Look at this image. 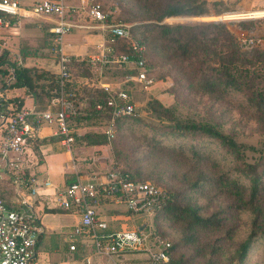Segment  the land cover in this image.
Instances as JSON below:
<instances>
[{
  "label": "trees",
  "instance_id": "trees-1",
  "mask_svg": "<svg viewBox=\"0 0 264 264\" xmlns=\"http://www.w3.org/2000/svg\"><path fill=\"white\" fill-rule=\"evenodd\" d=\"M98 2L100 9L104 12L102 3L99 0ZM148 2L153 4L151 10L146 9L145 18L152 21L133 25L130 27V32L133 37V29H141L139 42L144 44L149 54L155 57L157 65L163 69L156 78L165 80L169 77L173 84L170 88L173 94H178V87H186L189 90L196 89L201 95L215 96L218 101L226 94L237 93L244 100V104L255 112L257 118L264 121L263 49H254L250 54L242 50L233 33L221 21H162L163 18L174 16H201L210 11L217 14L222 10L223 3L221 1L208 3L205 0H148ZM107 18L113 21L108 15ZM51 40L52 35L49 33L48 47L51 45ZM114 48L116 53H130L128 42L124 39H118ZM145 51L147 50H144L143 57L147 71L148 68L153 69L156 64L147 57ZM70 65L71 63L68 64L70 72L68 86L74 88L77 100L86 103L83 109L85 114L79 115L80 111L77 108L78 113L74 119L97 117L105 120L107 114L98 112L94 107L96 103L105 105L107 98V94L98 84L93 83L98 78L99 66L91 65L86 60ZM8 67L13 69V76L7 87L26 88L33 96L37 110L47 108L48 100L57 90L54 75L33 66L17 65L3 50L0 55L1 76H9ZM112 67L116 70L113 72L114 76H132L136 72L133 67ZM77 76H83L87 82L75 85L77 82L74 77L77 78ZM41 80H46L47 84L41 83ZM125 91L129 95L127 88ZM145 110L153 121L144 120L137 117L138 115L132 117L143 121L144 125L155 130L154 133L157 136L150 137L151 148L160 144L161 135L188 136L194 139L209 137L218 142L231 157L234 164L233 171L237 174L231 176L228 172H220L209 175L202 169L195 173L194 179L188 186L191 192L204 193L209 190L217 198L225 200L224 206L205 217L199 214L198 205L183 189H166L152 182L168 194L165 205L153 214V223L156 225L158 220H166L176 225L179 236L177 240L170 242L164 234L160 233L156 225L154 233L156 234L157 230L159 232L157 235L170 243L167 260L160 264H188V259L184 258L178 250L182 246L192 245L200 229L221 230L227 219L242 212H250L251 229L246 239L239 244L236 254L237 264H241L252 241L257 237H264V139L257 146L239 143L231 133L223 132L219 126L210 121L178 119L173 113V108L164 106L156 98L146 101ZM130 118L118 119L116 123L119 125ZM73 137V143L77 141L78 145L106 144L103 133L90 131L73 134ZM112 140L111 152L125 166L119 165L121 169L129 173L133 179L144 180L138 177L140 171L132 148L122 143L119 136ZM40 143H44V140H36L32 146L33 150ZM73 143L72 147H74ZM165 149L181 152L182 147L167 146ZM247 151L252 153L251 161L246 160ZM193 155H196V151H193ZM73 179L72 175L67 174L64 183L68 184ZM12 195L8 183L0 185V197L4 199L7 206H12ZM234 229L235 225L229 226L226 233ZM75 251H82L81 246L76 245L75 250L71 252Z\"/></svg>",
  "mask_w": 264,
  "mask_h": 264
},
{
  "label": "built area",
  "instance_id": "built-area-1",
  "mask_svg": "<svg viewBox=\"0 0 264 264\" xmlns=\"http://www.w3.org/2000/svg\"><path fill=\"white\" fill-rule=\"evenodd\" d=\"M19 16L52 19L50 52L56 58L57 90L49 99L48 107L42 110L17 109L13 104L0 101V185L8 183L13 193L12 206H7L0 197V264H33L37 239L44 231L34 197L39 191L50 188L52 202L78 216L77 222L64 236L69 251L80 245L111 264H130V259L125 257L129 253L145 254L150 264L166 261L169 241L148 229L146 223L136 226L124 223L122 228L113 230L107 219L100 215V206L113 202L123 205L127 213L152 218L165 205L168 194L150 181L131 178L114 162L99 173L80 172V165L72 156L74 137L70 122L78 110L74 88L68 86L71 57L61 49L62 36L72 29L99 31L103 43L98 46L99 51L89 55L86 61L98 65L100 70L109 66L133 67L136 72L124 77L125 81H134L146 88L154 78L145 69L144 45L131 36L130 24L108 20L98 0H31L28 7H22L19 0H0V27L15 26ZM235 17L259 20L263 27L258 35L237 37L239 47L247 50L264 46V9L246 11ZM118 39L128 42L130 53L115 52L114 44ZM2 51L0 44V55ZM8 73L10 80L13 76L11 67H8ZM99 87L107 98L105 105L96 103L94 107L107 114L101 132L110 141L114 137L116 121L137 113L124 88L112 87L108 82H100ZM43 127L50 128L51 135L57 137L65 151L71 154L63 168L74 179L61 187L54 188L47 177L28 170L29 154ZM82 261L83 264H92L90 255L84 256Z\"/></svg>",
  "mask_w": 264,
  "mask_h": 264
},
{
  "label": "rangeland",
  "instance_id": "rangeland-1",
  "mask_svg": "<svg viewBox=\"0 0 264 264\" xmlns=\"http://www.w3.org/2000/svg\"><path fill=\"white\" fill-rule=\"evenodd\" d=\"M99 1L103 5L104 12L114 22L127 23L132 27L140 22L152 21L145 18L147 15L146 9L151 10L153 4L148 2V0ZM205 1L208 3L221 1L223 3L221 6L222 10L217 14L210 11L208 14L201 16H174L163 18L162 21H221L227 25L235 36L236 41L239 36L258 35L263 31L259 20L238 19L235 15L246 11L264 9V0ZM240 22L243 23L240 24ZM141 33V29H133V38L138 40L141 37ZM254 49L264 50V46L252 47L245 51L250 54ZM144 50H147V52L145 51L147 57L152 59L156 64L153 69H147V72L154 78L150 86L144 88L134 81H125V76L123 75L114 76L113 72L116 70L112 66L106 67L102 71L103 77L111 82L112 87L128 89L129 98L135 106L137 117L153 121L145 110V103L151 98H156L164 106L173 108V113L178 119L210 121V123L216 124L217 127L219 126L223 132L231 133L239 143L257 146L264 139V121L261 118L258 119L255 112L244 104V100L239 94L229 93L218 101L215 99V96L208 94L201 95L196 89L189 90L186 87H178V94H173L170 89L173 85L172 80L169 77L165 80L156 78L157 74L163 71V69L157 65L155 57L149 54L146 47H144ZM76 105L80 111L79 115L85 114L83 109L86 103L77 100V96ZM103 124V119L97 117L81 120L73 118L70 122L74 135L90 131L102 133ZM154 132L155 130L144 125L143 121L134 117L126 119V121L119 123V125L117 123L115 125L113 138L119 136L122 143L132 148L140 171L138 177L150 182H156L166 189H183L185 193L191 196L192 201L198 205L201 216L205 217L224 206L225 200L217 198L211 191L207 190L204 193H196L191 192L188 188L189 183L194 179V175L199 169H202L204 173L209 175L220 172H228L231 176L237 175L233 171V160L220 144L209 137L194 139L188 136L165 137L161 135L160 146L155 145L154 148H151L150 137L151 135L157 136ZM112 139L110 141L106 140V144L99 145L104 146L105 149L101 153L103 157L95 159V169L100 168V171H102L113 162L125 167L111 152ZM78 143L77 141L74 142V147L78 146ZM167 146L182 147V150L181 152L171 151L170 149H165ZM193 151H196V155H193ZM96 155L94 154V156ZM251 155V152H246L247 161H251ZM92 156L93 153L91 155L90 153L75 151L73 159L79 163L80 172H90V168H87L86 164L92 161ZM119 207L124 210L123 215L128 218L124 222L127 226H136L144 222L146 223V227L151 231H154L157 225L160 233L164 234L170 242L179 238L176 225L170 224L166 220H158L155 225L149 215H133L127 213L123 205H119ZM98 210L101 211L100 209ZM102 210L104 211L103 208ZM116 212L121 213L119 209ZM61 219L62 224L66 226L71 225L75 221L71 215L67 214L62 216ZM251 221V213L242 212L235 217L227 219L221 230L200 229L196 234V241L192 245L180 247L178 251L182 253L184 258L188 259V264H237V249L239 244L246 239L251 229ZM233 225H235V229L232 232L226 233L227 227H232ZM70 230L71 228L65 234ZM156 232L159 233L157 230ZM63 235L64 233L60 237ZM66 248L67 245L60 239L56 251H48L44 259L48 257V259L54 260ZM125 257L130 259L128 260L130 264H150L143 253H129ZM241 264H264V237H257L252 241Z\"/></svg>",
  "mask_w": 264,
  "mask_h": 264
},
{
  "label": "crops",
  "instance_id": "crops-1",
  "mask_svg": "<svg viewBox=\"0 0 264 264\" xmlns=\"http://www.w3.org/2000/svg\"><path fill=\"white\" fill-rule=\"evenodd\" d=\"M19 2L22 7H28L31 0H19ZM51 21L52 19L49 17L19 16L18 23L15 26L8 28L0 27V44L10 57V60L17 65L33 66L39 70L47 71L49 74H53L56 80V58L50 52L51 45L47 46V38L50 33L49 28L52 25ZM79 21L84 23L82 20ZM102 43L103 36L99 31H88L77 28L62 36L61 49L71 57L70 63L72 65L86 60L89 55L98 52V46ZM98 73V78L96 81H92L93 83H97L98 86L100 82L111 84L110 81L103 77L102 70H99ZM74 79L77 82L75 84L77 86L80 82H87L83 76H77ZM9 82L10 80L7 77L0 75V101L4 104H13L17 109H36L31 93L24 87L9 88L7 87ZM40 82L47 84L46 80H41ZM38 140H44V143L37 144L36 149L29 154L30 163L28 170L40 177H47L54 188L61 187L65 184L64 178L67 175L63 164L71 154L65 151V148L58 142L57 137L51 135V130L48 127L41 129ZM103 149L105 147L99 145H78L72 147V156L75 154V151L90 153L91 155L93 153L92 161L86 165L87 168L92 170L89 169L91 173H99L100 168L95 169L94 161L95 159H99V157H103L101 156ZM94 154L99 155L94 156ZM52 192L51 188L39 191L34 197L36 207L40 211L39 218L44 231L37 239L36 256L33 264H83L82 258L87 255L91 256L92 264H111L109 260L92 254L88 248L81 247L82 251H75L74 253L68 250V243L64 240L65 232L77 222L78 216L58 208L52 202ZM99 209L102 211H100V215L107 219L111 229L117 230L123 227L126 217L123 215L124 210L120 209L119 204L107 202L100 206ZM118 209L121 213L116 212ZM66 214L71 215L75 219L69 226L63 225L61 222V217ZM63 233L64 235L60 237ZM60 239L67 245V248L54 260L48 259V257L44 259L48 251H56Z\"/></svg>",
  "mask_w": 264,
  "mask_h": 264
}]
</instances>
